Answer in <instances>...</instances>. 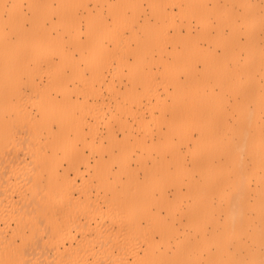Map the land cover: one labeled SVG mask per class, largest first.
Returning <instances> with one entry per match:
<instances>
[{
	"label": "bare ground",
	"instance_id": "1",
	"mask_svg": "<svg viewBox=\"0 0 264 264\" xmlns=\"http://www.w3.org/2000/svg\"><path fill=\"white\" fill-rule=\"evenodd\" d=\"M90 1L101 2L0 0V264H264V107L253 120L245 116L247 128L235 126L221 108L224 96L204 89L208 81L194 82L205 54L189 35L191 18L204 7L191 0H103L110 22ZM203 29V36L212 34V27ZM114 50L119 63L134 58L125 76L131 103L115 104L146 128L142 134L122 114L106 121L113 96L103 91L112 90L104 68ZM260 51L254 44L252 59ZM166 52L172 58H164ZM181 70L187 86L177 76ZM216 71L215 81L221 75L227 81L223 61ZM242 95L248 96L244 87ZM147 110L167 127L158 128L151 143ZM106 153L116 159L115 171ZM222 155L233 160V173L216 162ZM252 178L257 186L250 202ZM168 186L180 200L190 195L183 212L168 201ZM181 214L182 229L176 224Z\"/></svg>",
	"mask_w": 264,
	"mask_h": 264
},
{
	"label": "rangeland",
	"instance_id": "2",
	"mask_svg": "<svg viewBox=\"0 0 264 264\" xmlns=\"http://www.w3.org/2000/svg\"><path fill=\"white\" fill-rule=\"evenodd\" d=\"M102 1L103 0H101V2L97 4L95 1H90L89 5L91 8H93V12L96 10V8L100 9L102 7V9L104 10V15L108 17V21L111 22L112 16L110 14H107V2ZM110 1L117 2V0ZM130 1L135 2V0ZM143 2V6L147 12L146 16L149 18V22L153 23L155 21V18L150 13L149 4L145 1ZM191 4L195 7H204L202 11L200 10L198 14L194 15L191 18L192 30L191 34L189 35H193L195 39H197L200 49L203 50L205 54L202 60L200 58V60L196 62L195 70L193 73V75L195 76L194 82L200 84L203 81H208L207 85L203 86L204 89H211L215 94H217L215 95L217 97H219L220 94L224 96V103L221 108L227 112V123L234 124L235 126L238 125L242 128H247L249 124L248 120L244 119L245 116L253 120L255 119V116L257 114L258 107H264V0H220L218 4H216L214 0H191ZM167 6L168 9L171 8L170 4H167ZM127 13L129 16H131V11L129 10V8H127ZM144 16L145 15H141L139 17L140 24L144 22ZM55 19L56 17H54V20ZM218 24H220L222 27L220 28V30L214 28ZM57 27L58 26L55 27L56 29L53 28V31L55 33ZM211 27L212 34L210 36L205 37L201 34L204 30L203 28L209 29ZM235 28H238L237 33H234ZM173 31L174 29H171V32ZM181 33L183 35L189 36L185 28L182 29ZM212 38H214V41H212ZM83 40L85 42V36L83 37ZM254 44H257L261 48L260 56L258 57V59H252L251 57V47ZM178 48L180 50H183L181 44H178ZM145 50H147V48H144L141 51ZM226 51L227 53H230V55L227 54ZM75 53L77 54V50H75ZM184 53V51H180L179 56L181 55L182 58ZM116 54L117 52L111 59V64L107 68H104V73L106 74V83L112 86V90L110 92L105 88L102 89L106 96H113L110 107L106 108V121L107 118L112 115V113L113 115L122 114V118L132 122L135 129L140 132V134H142L145 132L146 128H139L135 123L134 115L126 113L124 112V110L121 111L116 107L115 104L116 100L119 101V105L126 104L127 106H129V104L131 103L125 96V92L127 90L126 86L129 85V80H127L125 76L127 74H130V64H134V58L132 56L129 57L128 61H121L119 63ZM223 54H226V58L221 57V55ZM163 56L164 58H172L171 53L167 52L164 53ZM220 58L222 59L220 60ZM219 61L220 63L221 61H223L228 67L229 71L226 76L227 81L221 78V76L223 75L219 76L221 80L218 78L220 82L215 81L216 77H218L217 74H219V72L216 71V65L217 63H219ZM205 63L208 66H211L209 67L208 71H206L208 67H204ZM183 64H185L184 60L183 62L179 63L178 66L181 67ZM152 67L156 69L157 64H152ZM245 67H248L249 71H242V68ZM236 75L243 78V85H241V83H237L236 85H234V77ZM177 76L182 81V83L187 86V83L183 82L186 79V72L181 70L178 72ZM245 77L249 79L245 80ZM198 84H196L195 86L197 87ZM243 87L248 91V96L242 95ZM115 96L117 97L114 98ZM162 96L166 97L167 102H170L171 99L169 97H167L165 94H162ZM154 113L155 116H159L160 110L157 109ZM180 115L182 117H186L188 116V112L183 108ZM145 117L149 121L148 129L153 130L155 133L153 136H151L150 133H147L146 135L148 143H151L153 140H157L156 133L158 128L162 127L163 130H166L167 127L163 122H156V119H154V117H151V113L149 112V110L145 112ZM166 117H169L168 113ZM262 118H264V112H262ZM54 128L57 129L58 126L54 124ZM192 134L194 139L198 138V132L196 130H194ZM234 134L232 136L233 140L239 141V136ZM100 135L102 136V138H104L102 133ZM118 138H123V133L121 130L118 131ZM189 143V145L191 146L192 143ZM180 148L184 152H186V143L182 142L180 144ZM85 153L86 155H89V150L87 148L85 149ZM115 153H117V150ZM138 153H140L139 149ZM186 153V158L189 162L191 159V153ZM135 158L136 155H134V159H132V167L137 168ZM104 159L111 163L113 171L118 168V163L117 161H115L116 159L111 158L107 153L105 154ZM244 159V163L250 166L252 163L251 154L246 153L244 155ZM91 160L94 161L93 156H91ZM232 161L233 160L226 158V156L224 155L216 158V162L221 165V167L229 164L228 169L231 173L234 172V164H232ZM82 169H85V167H82ZM249 184L250 192L248 191L246 197L250 202H253L257 182L252 178L249 181ZM166 191L168 201L172 203H178L181 206V212H183V210L187 206V202H190V195L185 194L184 198L180 200L178 194H175L174 188L172 186H168ZM183 191L186 192V187L184 185ZM127 193L128 195L133 196L132 191H129ZM148 206L150 207L149 202L146 203V209L149 208ZM163 214H165L164 211ZM219 217L222 221L223 214H221ZM250 217L254 218L253 212H250ZM179 219L180 220L176 221V224L182 229L184 227V223L186 222V217L185 215L181 214ZM209 228L212 227L210 226ZM243 239L245 241L247 240L245 237Z\"/></svg>",
	"mask_w": 264,
	"mask_h": 264
}]
</instances>
